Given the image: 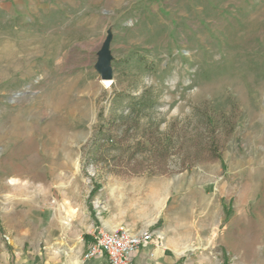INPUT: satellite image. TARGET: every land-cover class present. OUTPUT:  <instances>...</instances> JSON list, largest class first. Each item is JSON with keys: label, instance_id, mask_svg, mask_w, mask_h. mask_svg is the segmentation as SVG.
Wrapping results in <instances>:
<instances>
[{"label": "rangeland", "instance_id": "rangeland-1", "mask_svg": "<svg viewBox=\"0 0 264 264\" xmlns=\"http://www.w3.org/2000/svg\"><path fill=\"white\" fill-rule=\"evenodd\" d=\"M53 217L264 264V0H0V264Z\"/></svg>", "mask_w": 264, "mask_h": 264}, {"label": "crops", "instance_id": "crops-1", "mask_svg": "<svg viewBox=\"0 0 264 264\" xmlns=\"http://www.w3.org/2000/svg\"><path fill=\"white\" fill-rule=\"evenodd\" d=\"M36 220H28L27 222L19 221L21 224L27 223L28 231L27 234L32 236L29 233L31 230L29 228H34L36 226ZM43 228H47V233L49 235L50 242L49 245L51 249H46L44 254L38 255L33 254V257H29L24 254V243H19L21 250L17 255L18 264H108L107 258L104 255L93 257L90 259H83L82 254L93 240V234L97 228V225H102L106 229H111L118 226H127L125 221H100L98 218L97 221L84 224L82 227L73 228V226H64L62 220L57 217L52 219L39 221L37 222ZM99 223V224H98ZM71 224V223H70ZM74 224V223H73ZM33 232V231H32ZM57 235H63L62 238H57L60 242L59 245L52 244L51 241L53 237ZM179 240L172 239L167 241L166 248H153L152 246L144 247L139 250L135 257V264H194L192 261H189L188 257L181 251V248L178 247ZM19 247V246H18ZM57 248L54 250V248ZM199 264H218L216 256H203L200 255ZM198 260V259H197ZM204 262V263H203Z\"/></svg>", "mask_w": 264, "mask_h": 264}, {"label": "built area", "instance_id": "built-area-1", "mask_svg": "<svg viewBox=\"0 0 264 264\" xmlns=\"http://www.w3.org/2000/svg\"><path fill=\"white\" fill-rule=\"evenodd\" d=\"M152 246L165 248V239L160 231L150 228L132 229L118 226L111 229L97 228L93 240L82 254L83 259L100 255L107 258L108 264H135L140 249Z\"/></svg>", "mask_w": 264, "mask_h": 264}, {"label": "water", "instance_id": "water-1", "mask_svg": "<svg viewBox=\"0 0 264 264\" xmlns=\"http://www.w3.org/2000/svg\"><path fill=\"white\" fill-rule=\"evenodd\" d=\"M110 37H107L101 49L98 51V58L95 68L98 71L101 79H112L111 54L109 51Z\"/></svg>", "mask_w": 264, "mask_h": 264}, {"label": "bare ground", "instance_id": "bare-ground-1", "mask_svg": "<svg viewBox=\"0 0 264 264\" xmlns=\"http://www.w3.org/2000/svg\"><path fill=\"white\" fill-rule=\"evenodd\" d=\"M104 80V79H103ZM110 80V79H109Z\"/></svg>", "mask_w": 264, "mask_h": 264}]
</instances>
